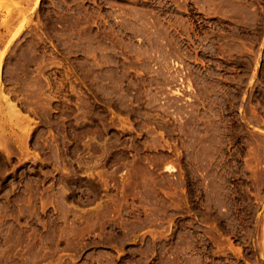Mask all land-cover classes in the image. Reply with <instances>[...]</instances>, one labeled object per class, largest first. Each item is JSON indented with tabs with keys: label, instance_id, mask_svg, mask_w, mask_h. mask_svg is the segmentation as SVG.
Segmentation results:
<instances>
[{
	"label": "rangeland",
	"instance_id": "obj_1",
	"mask_svg": "<svg viewBox=\"0 0 264 264\" xmlns=\"http://www.w3.org/2000/svg\"><path fill=\"white\" fill-rule=\"evenodd\" d=\"M0 264H264V0H0Z\"/></svg>",
	"mask_w": 264,
	"mask_h": 264
}]
</instances>
